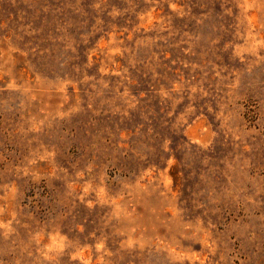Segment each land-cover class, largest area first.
Instances as JSON below:
<instances>
[{"label":"rangeland","instance_id":"obj_1","mask_svg":"<svg viewBox=\"0 0 264 264\" xmlns=\"http://www.w3.org/2000/svg\"><path fill=\"white\" fill-rule=\"evenodd\" d=\"M0 264H264V0H0Z\"/></svg>","mask_w":264,"mask_h":264}]
</instances>
